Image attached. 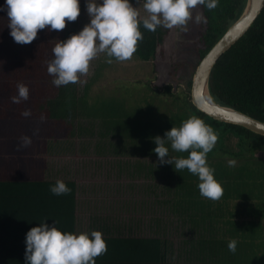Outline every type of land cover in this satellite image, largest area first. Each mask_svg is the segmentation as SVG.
<instances>
[{
    "label": "trees",
    "instance_id": "1",
    "mask_svg": "<svg viewBox=\"0 0 264 264\" xmlns=\"http://www.w3.org/2000/svg\"><path fill=\"white\" fill-rule=\"evenodd\" d=\"M136 1L130 0L131 3ZM245 1L219 0L216 8L212 10L199 6L207 22L202 23L198 47L193 51L196 59L193 63L190 62L188 72L186 73L185 68L183 76L175 83L156 85L152 80L148 83L150 89L160 96V104L158 99L154 98L157 102L138 104V109L133 103L136 110L129 112V108H122L115 112L110 106L114 105L116 108L117 104H113L111 99L115 103L118 99L105 95L103 103L95 109L92 108L89 113L92 119L100 117L104 120V125L108 124L103 128V132L97 135L99 141L109 134L119 138L120 142L132 144L133 154L152 153V156L156 157L153 138H164L166 130L179 127L181 122L190 116H197L218 136L215 147L207 154V162L215 169L214 175L219 173L230 177V187L224 190V195L230 197L233 188L238 187L241 170L243 171L245 166L254 167L264 161V157L261 158L264 155V135L209 117L190 101V86L197 64L239 17ZM53 31L55 33L57 30ZM140 31L143 40L138 41L134 56L141 61L153 62L156 50L163 43L169 29L158 27L152 32L141 26ZM75 33H78L77 21L67 22L63 30L57 31L58 40L55 44ZM53 47L49 49L50 54L44 51L40 59H29L23 54L20 56L22 59L17 60V54L9 55L10 60L2 66L7 75L1 74L0 71V116L15 115L19 105H24L22 112H31L28 117L43 115L59 119H78L82 109V96L86 95L88 86L93 84L95 79L92 77L84 83L80 90L81 95L78 92V82L55 87L52 84L53 77L47 72L48 63L54 58ZM95 76H98V73ZM6 77L11 79L7 81ZM182 79L185 82H181ZM19 83L29 87V98L17 104L11 101V97L17 95ZM180 84L183 85L182 88L179 87ZM208 86L216 102L264 121V6L249 29L218 58L209 75ZM179 90L183 91L185 98L182 103L176 104ZM68 94L70 96L67 97ZM13 109L15 111L12 112ZM104 112L106 113L102 115ZM231 136L236 138L234 148L228 144ZM167 146L170 157L186 158L188 155V152L173 151L170 144ZM96 151L100 152L99 148ZM113 151L118 153V150ZM229 159H235L238 164L229 166ZM133 163L127 160L118 161V171H133ZM146 167L147 176L151 180L156 176H161L162 180L148 183L144 193L149 192L153 200L145 199L128 205V208L148 215L147 234L142 233L143 224L141 225L139 219H128L125 224L98 213L89 215L90 222L83 228L82 216L77 214L78 185L73 179H0V264H26V233L45 218L47 219L44 222L47 224H52L53 220L58 221L57 227L62 231L77 234L81 233L82 228L83 232L100 231L106 241L107 251L95 258V264H264L263 256L260 258L253 249L258 245L257 241L263 238L264 206L259 209V223L255 218L244 219L249 227L243 230L245 233L240 234L242 238L237 239L239 235H235L237 237L220 239L216 235L222 234L223 231H219L220 225L215 220L220 215L204 214L203 201H190V193L194 196L191 192V180H198L195 179L197 176L187 169L177 172L170 164L160 165L155 162ZM141 168L140 165L136 166V171ZM57 180L64 181L71 192L61 196L53 195L49 187ZM195 184L198 185L199 182ZM183 188L188 189V196L181 192ZM184 197L188 199L184 200ZM253 211L258 212L254 207L251 212ZM202 216L209 219L205 221ZM260 223L261 232L258 230ZM235 228L234 226V229L230 230L231 234H237ZM233 239L237 241L235 253L227 247L228 242ZM249 255V260L243 258Z\"/></svg>",
    "mask_w": 264,
    "mask_h": 264
},
{
    "label": "rangeland",
    "instance_id": "2",
    "mask_svg": "<svg viewBox=\"0 0 264 264\" xmlns=\"http://www.w3.org/2000/svg\"><path fill=\"white\" fill-rule=\"evenodd\" d=\"M85 5L86 0H80V15L76 20L78 32L85 24L90 22ZM132 5L133 7H138L141 18L147 16L142 3L138 4L136 1ZM0 6H2V10H0L1 74H6L2 66L6 65L7 61L10 60L9 55L11 53L18 55L19 59L17 58V60H21L20 56L23 54L28 56L29 59L42 58L44 51L46 54H50V47H53L56 40H58L57 31L55 33L54 31L49 32L47 28L38 30L37 38L31 43H16L11 37L10 29L7 26L8 17L5 0H0ZM196 12H201L199 6L193 10V19L189 21L187 31H183L179 27L169 29L163 43L156 50V57L153 62L138 60L134 54L130 60L123 62L117 61L115 58H106V53L98 54L97 57L90 61L88 72L79 78V95H81L80 90L83 83L93 77L95 80L93 84L88 86L89 90L96 91L100 89L99 87L108 89L110 96L116 97L120 101L119 103L124 106H129V112L136 110V106L138 109L140 104L149 103L150 101L157 102L154 98L158 99L160 104V96L155 90L150 89L148 83L151 80L156 85L166 84L167 82L175 83L183 76L185 68L186 73L188 72L190 62L193 63L196 59L193 51L198 47V39L202 28V23L195 22ZM108 59H112V63H107ZM99 65L102 66L100 67ZM97 73L98 76H95ZM5 79L9 81L8 79L11 78L6 77ZM181 82H185V80L182 79ZM179 87L182 88L183 85L180 84ZM178 92L176 104L182 103L185 98L182 90ZM102 93H104L103 95H109L107 92ZM89 99L95 102V94L92 93ZM111 100L114 101L113 99ZM133 103L136 106H133ZM23 108L24 105H19L17 111L14 112L15 115L12 114L15 117L0 116V138L6 137L10 139L11 137L17 141H21L23 136L31 138V144L27 147H21V151L25 153V157H31L33 165V169H31V172L33 171L32 177L41 179L48 174H41V171L46 172L50 168L49 177L68 178L76 181L78 185L77 214L80 217L82 216L81 224L83 228L90 222L89 215L98 213L104 217H111L115 222L120 221L125 224L128 223V219H139L141 225L143 224L141 226L142 233L147 234L148 215L139 211H132L128 208V205L136 204L145 199L151 201L153 196L149 192L144 193L147 189L148 181L144 179L136 180V178L133 181H129V177L126 175L127 172L122 171L123 173H121L118 171L117 162L126 161L127 156L120 153L119 156L118 153L113 155V149H115V145H122L124 142H120L119 138L108 134L101 139L100 145L102 142L109 150H106L100 157L96 155L97 149H93L94 144L99 143L96 134L99 127L98 125L96 126V121L93 122L95 126L92 131L87 132L86 127L80 126L82 123L81 117H78V119H71L70 117L59 119L43 115L39 117H24L20 116ZM119 110L122 109L119 107ZM13 111L15 110L13 109ZM86 112L91 113L90 106L87 107ZM82 119L86 122L84 118ZM50 142L55 147L49 146L48 148L47 145ZM64 142H66L65 146L63 145ZM235 142L236 138L231 136L228 144H231L230 146L234 148ZM51 152L55 156L51 155ZM64 153H66L65 157ZM263 157L264 155L261 156V158ZM156 160H158L157 157L149 155L144 162L155 163L157 162ZM129 161L134 162V157H131ZM243 169V171L237 169L241 170L239 174L240 181L237 185L238 187L233 188L231 192V196L234 199L232 221L234 220L233 223L236 227L237 235L245 233L243 230L249 227L248 222L243 221L246 215L247 219L255 218L257 223L260 222L261 214L259 209L264 206V161L257 164V166H245ZM253 207L258 212H251ZM245 213L248 214L245 215ZM262 218H264V214ZM83 228L82 230H84ZM260 228L261 223L258 225L259 232H261ZM82 230L81 232H83ZM262 233L263 238L259 239L257 241L258 245L253 247L255 254L260 258L261 256L264 258V232L262 231ZM243 258L249 260L251 256H244Z\"/></svg>",
    "mask_w": 264,
    "mask_h": 264
},
{
    "label": "clouds",
    "instance_id": "3",
    "mask_svg": "<svg viewBox=\"0 0 264 264\" xmlns=\"http://www.w3.org/2000/svg\"><path fill=\"white\" fill-rule=\"evenodd\" d=\"M147 13L141 18L138 7L130 0H86L89 23L67 39L59 41L52 49L53 59L48 63L47 72L53 77L55 87L77 83L80 76L89 70L90 61L100 53L123 62L130 60L137 50L138 41L143 40L142 26L148 31L158 27L188 30L193 19V10L203 6L208 10L216 8L219 0H137ZM10 35L16 43L29 44L37 38L38 30H63L67 22L76 21L80 15V0H5ZM2 10V6H0ZM196 23H206L201 12L195 14ZM107 63H112L108 59ZM29 87L17 84V95L13 103L27 101ZM31 115L30 110L21 113ZM35 134V133H34ZM218 136L214 130L197 116H190L179 127L166 130L164 138L156 136L159 164H170L174 170L187 169L199 179L201 196L218 200L223 195L221 183L214 178L215 169L207 162V154L213 150ZM31 138L21 137L19 147H27ZM176 152H188L187 157H170L169 147ZM229 166L236 160L229 159ZM49 191L55 196L66 195L71 189L62 180L50 185ZM44 220L30 228L25 238L26 264H95V258L106 253V241L100 231L73 233L57 227L58 221L47 224ZM229 251L235 253L237 241L230 240Z\"/></svg>",
    "mask_w": 264,
    "mask_h": 264
},
{
    "label": "crops",
    "instance_id": "4",
    "mask_svg": "<svg viewBox=\"0 0 264 264\" xmlns=\"http://www.w3.org/2000/svg\"><path fill=\"white\" fill-rule=\"evenodd\" d=\"M88 81L89 80H87L86 82H88ZM83 85H84V83H83ZM83 85H82V87H83ZM99 88L100 89H97L96 91H94L92 89L86 90V92H87L86 95L82 96V99H81L83 102H82V104L80 103V106L82 108V109H80L81 113L79 111V113H80L79 117H81L80 120L82 122L80 126L86 127L87 132L92 131V128L95 126L93 122L96 121L97 122L96 126L98 125V127H99L98 130L96 131L97 135L99 134V132H103V128H106L108 126V124L104 125V120L101 119L100 117L92 119V116H89V112H86V109L88 106H90L91 112H92V108L95 109L96 107H99L103 103V97L105 95H103L104 93H102V92H107L109 94L107 96H110V91L108 89H101V87H99ZM92 93L95 94V98H96L95 102H93L92 99H89V98H91ZM68 96H70V95H68ZM113 98H116V97L113 96ZM111 102L115 105L117 104L116 108H114V105L110 106V109H115V112L119 111V106H121L120 107L121 109L122 108H124V109L129 108V106H124L123 104L119 103L120 102L119 100L117 101V103H115V101H111ZM105 113L106 112H104L102 115H104ZM12 117H15V116H12ZM82 118H84L86 120V122ZM5 134H6V132H5ZM100 141H99V143L94 144L93 149L99 148L100 152H97L96 155H99L101 157L103 155V153L109 149L107 146H104L102 142L100 145ZM19 142L21 143L20 140L17 141L16 139H12L11 137H10V139L6 138V137L0 138V179L39 180V178L32 177L33 171L31 172V169H33V167H32L33 165H32V161H31V157H29V156L25 157V153L22 152L21 147H19V145H20ZM65 143L66 142H64V144H63L64 146H65ZM47 146H48V148H49V146L55 147V145L51 142ZM132 146H133L132 144L125 143V142L123 143L122 146L121 145L118 147L114 146L115 147L114 150H118V156H119V153L124 155V156H127V158H126L127 161H129V159L131 157H134V163L132 165L135 164V167H134L133 171H131V172L128 171L126 173V175L129 177V181H133L135 178H136V180L144 179L145 181H148V183L153 181V180H156L158 182L161 181L162 180L161 176H156L152 180L147 176L148 174L146 172V168H147L146 166L148 164H152L153 162H150V161H152V160H150L149 162L145 163L144 160L147 159L149 155L152 156V153H148L147 155L144 153H141V152H139V154H137V155L133 154L132 153V150H133ZM116 154L117 153L114 152L113 155H116ZM51 155H54V153L51 152ZM65 156H66V153H64V157ZM154 157H155V155H154ZM156 157H157V154H156ZM156 161H157V163H159V160H156ZM236 164H238V163H236ZM139 165L142 166V168H141V170H138V172H137L136 166H139ZM120 172L123 173L122 171H120ZM43 173H48V174L41 179H44V180L45 179H52L51 177H49L50 168H48L46 170V172H44L42 170L41 174H43ZM28 175H29V177H28ZM214 178L217 179L221 183L222 188H223V195L221 196L220 199L211 200V199H207V198L201 196L199 193L198 185L195 184L196 182H200V181H199L198 177H195V179H198V180H191L192 181L191 192L193 193L194 196H192L190 193V196H191L190 201L192 203L195 200L198 202L203 201L205 203L203 205V207H204L203 213L204 214L209 215V214L215 213L217 215H220V217L216 218L215 220L220 225L219 231L220 232L223 231V232H222V234L216 235V237L220 238V239H225V238L229 239L230 237L237 235V234H231V232H230V230L234 229V226H235L233 223L234 220L232 221V219H233L232 218V216H233L232 211H233V206H234V203H233L234 199L231 198V196L228 197V195L227 196L224 195L225 194V191H224L225 188L230 187V177L226 176L224 174L218 173L217 176L214 175ZM148 183L146 185V188L148 187ZM196 191H197V194H196ZM181 192H184L185 193L184 195H187L189 193L188 189L186 190L184 188L181 190ZM185 199H188V198L184 197V200ZM210 210H212V211H210ZM194 212H196V211H194ZM199 214L201 215V212H199ZM222 214L225 216H222ZM246 214H248V213H245V215ZM202 219H205V221H207L209 218L208 217L203 218V216H202ZM244 219H247V215H246V218H244ZM244 219H243V221H245ZM235 237H237V236H235ZM240 238H242L241 235H239V237L237 239H240Z\"/></svg>",
    "mask_w": 264,
    "mask_h": 264
},
{
    "label": "water",
    "instance_id": "5",
    "mask_svg": "<svg viewBox=\"0 0 264 264\" xmlns=\"http://www.w3.org/2000/svg\"><path fill=\"white\" fill-rule=\"evenodd\" d=\"M264 6V0H246L239 17L223 33L197 64L191 78L190 101L200 111L221 122L233 123L264 135V121L235 108L216 102L209 91L208 80L218 58L228 50L255 21Z\"/></svg>",
    "mask_w": 264,
    "mask_h": 264
}]
</instances>
